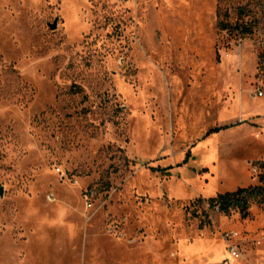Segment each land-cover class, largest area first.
<instances>
[{"label": "rangeland", "instance_id": "obj_1", "mask_svg": "<svg viewBox=\"0 0 264 264\" xmlns=\"http://www.w3.org/2000/svg\"><path fill=\"white\" fill-rule=\"evenodd\" d=\"M261 1L0 0V264H264V208L192 205L259 184Z\"/></svg>", "mask_w": 264, "mask_h": 264}, {"label": "trees", "instance_id": "obj_2", "mask_svg": "<svg viewBox=\"0 0 264 264\" xmlns=\"http://www.w3.org/2000/svg\"><path fill=\"white\" fill-rule=\"evenodd\" d=\"M261 0H219L217 10V28L234 39L244 40L252 37L258 20L254 8L262 6ZM254 6V7H252ZM228 128L211 130L209 134L218 133ZM259 184L236 191L218 194L208 200L200 199L193 205V216L200 218L202 224L210 225L209 210L217 211L225 216L238 213L242 220L251 218L254 206L264 208V163L258 164Z\"/></svg>", "mask_w": 264, "mask_h": 264}, {"label": "built area", "instance_id": "obj_3", "mask_svg": "<svg viewBox=\"0 0 264 264\" xmlns=\"http://www.w3.org/2000/svg\"><path fill=\"white\" fill-rule=\"evenodd\" d=\"M256 96L258 98L264 97V86H259L256 88ZM230 256L234 260H239L241 258V254L237 248L231 247L230 248Z\"/></svg>", "mask_w": 264, "mask_h": 264}, {"label": "water", "instance_id": "obj_4", "mask_svg": "<svg viewBox=\"0 0 264 264\" xmlns=\"http://www.w3.org/2000/svg\"><path fill=\"white\" fill-rule=\"evenodd\" d=\"M52 28H53V29H56V28H57V26H56V25H54Z\"/></svg>", "mask_w": 264, "mask_h": 264}]
</instances>
